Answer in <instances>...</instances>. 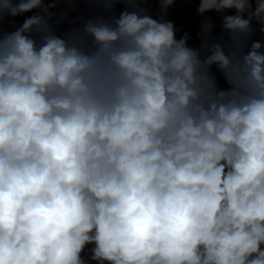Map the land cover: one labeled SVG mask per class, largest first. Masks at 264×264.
Here are the masks:
<instances>
[{
  "label": "clouds",
  "instance_id": "1",
  "mask_svg": "<svg viewBox=\"0 0 264 264\" xmlns=\"http://www.w3.org/2000/svg\"><path fill=\"white\" fill-rule=\"evenodd\" d=\"M177 2L0 0V264H264V0Z\"/></svg>",
  "mask_w": 264,
  "mask_h": 264
}]
</instances>
